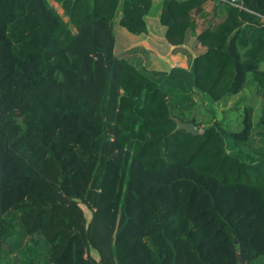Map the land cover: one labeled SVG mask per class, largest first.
<instances>
[{
	"label": "trees",
	"instance_id": "1",
	"mask_svg": "<svg viewBox=\"0 0 264 264\" xmlns=\"http://www.w3.org/2000/svg\"><path fill=\"white\" fill-rule=\"evenodd\" d=\"M157 11L188 68L115 51ZM262 63L264 0H0V264H264Z\"/></svg>",
	"mask_w": 264,
	"mask_h": 264
},
{
	"label": "crops",
	"instance_id": "2",
	"mask_svg": "<svg viewBox=\"0 0 264 264\" xmlns=\"http://www.w3.org/2000/svg\"><path fill=\"white\" fill-rule=\"evenodd\" d=\"M159 1L160 0H154V3H158ZM145 18L147 22V30L145 32L128 33L127 31L120 29V34L117 35L115 31V50L117 44L123 43L125 47L121 52L118 53H123L124 55L128 56L126 50H129L131 48L140 49L143 52L148 53V57L149 54L151 56L155 54V56L157 57H159V55L165 56V61L171 62L167 70L172 65H181L188 68L191 65L193 57L198 53L200 49L193 31L189 30L187 32L184 42L180 45H171L166 41L164 37L165 26L159 22L158 11L155 14H147ZM118 40L120 42H118ZM145 63H148V59L144 57L143 60H140L137 64L140 67H143ZM152 69H154V71L160 70V67H155ZM241 261L244 262L243 259H241Z\"/></svg>",
	"mask_w": 264,
	"mask_h": 264
},
{
	"label": "rangeland",
	"instance_id": "3",
	"mask_svg": "<svg viewBox=\"0 0 264 264\" xmlns=\"http://www.w3.org/2000/svg\"><path fill=\"white\" fill-rule=\"evenodd\" d=\"M120 29L130 33L127 29H125L123 26L118 24V22H116L114 24V30L116 31L117 35L120 34ZM118 42H120V41L118 40ZM124 47H125V45L123 43H119V44H117L115 51L116 52H121ZM126 52L128 53L127 54L128 57L131 60L135 61L136 63H138L140 60H143L144 57L147 58L148 59V63H145L142 68L146 69V71L148 70V72L149 71L153 72L154 69H152V68H155V67H160V70H167V68L171 64V62L165 61V56H160L159 55V57H157V56H155V54H153L152 56L149 54V57H148L147 56L148 53H145V52H143L140 49L131 48L129 50H126ZM149 62H150V64H149ZM262 67L264 68V63H262ZM246 93L247 92H245V91H241L238 94L233 95L228 100H221V101L214 102L215 114L219 117L222 114V112H223V108H227V107L231 106L232 103L235 102L236 100L242 99L243 97H246V95H247ZM202 95L203 94L198 93V97L199 98L202 97ZM254 105H255V112H254L255 116H254V118L257 119V116L259 114L260 107H261L260 106L261 103H260V99L259 98H258V101L254 103ZM195 110H196V113H197V116H198L199 119H205L209 115V111H207L204 108V106L201 104V102H198L196 104ZM80 206H81V208L83 210V213H84L85 217L87 219H89L90 216H91V210L86 205H84L82 203L80 204ZM89 252L95 258H97V259L99 258V254L94 248H90Z\"/></svg>",
	"mask_w": 264,
	"mask_h": 264
},
{
	"label": "water",
	"instance_id": "4",
	"mask_svg": "<svg viewBox=\"0 0 264 264\" xmlns=\"http://www.w3.org/2000/svg\"><path fill=\"white\" fill-rule=\"evenodd\" d=\"M178 126L181 128H185L187 131H190L194 134L198 133L200 131V128L193 122H189V121H180L178 120ZM241 259L244 260L243 257H241Z\"/></svg>",
	"mask_w": 264,
	"mask_h": 264
}]
</instances>
